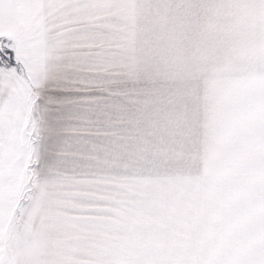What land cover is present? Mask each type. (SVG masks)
Here are the masks:
<instances>
[{"label":"snow or ice","instance_id":"6c2138e0","mask_svg":"<svg viewBox=\"0 0 264 264\" xmlns=\"http://www.w3.org/2000/svg\"><path fill=\"white\" fill-rule=\"evenodd\" d=\"M0 264H264V0H0Z\"/></svg>","mask_w":264,"mask_h":264}]
</instances>
